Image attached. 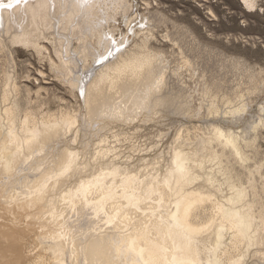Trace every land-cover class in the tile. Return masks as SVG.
<instances>
[{
	"label": "bare ground",
	"instance_id": "obj_1",
	"mask_svg": "<svg viewBox=\"0 0 264 264\" xmlns=\"http://www.w3.org/2000/svg\"><path fill=\"white\" fill-rule=\"evenodd\" d=\"M243 1L249 8L256 5L255 0ZM9 3L13 7L8 8ZM132 6L129 0H20L19 4L16 0H0V52L10 53L8 59L14 67L0 68L6 81H0V167L4 163V173L15 175L13 167L22 154L20 147L26 146L33 154L41 152L52 136L62 129L70 131L79 119L78 111L70 107L40 112L37 107L21 104L22 87L15 81L17 75L14 77L13 45L32 49L41 61H48L55 76L62 77L74 94L76 88L79 90L83 82L89 81L86 75L82 79L75 77L77 59H84L87 69L97 70L90 77V85L85 84L82 90L95 116L106 107L102 117L107 125L120 119L125 111L123 105L131 109L148 106L151 99L137 95L138 87L127 88L119 103L116 101L120 95L105 92L126 73L132 80L147 68L153 71L162 64V71L166 63L162 51L149 46L148 35L128 49L123 46L129 35L116 40L119 16L128 15ZM183 59L186 67L196 68L191 59ZM202 72L200 87L206 99L211 92ZM159 76L161 81L148 88V94L162 90L163 72ZM230 99L227 97L226 101L230 103ZM25 100L29 103L31 98ZM170 101L171 97L163 95L158 104L164 107ZM210 103V114L219 113V105L211 100ZM247 105L241 103L228 112L232 117L242 116ZM183 107L189 116L200 113L189 101ZM88 114L87 120L94 117ZM260 123H264L262 117L252 129L259 128ZM199 129L193 132L197 137L193 143L188 140L190 136L185 137L190 135L189 128L185 135L178 132V143L172 147L165 165L148 172L112 158L107 159L100 174L83 177L93 160L100 161L116 151L104 138L98 157L94 155L90 161L82 158L83 152L75 153L69 147L61 172L53 165L45 175L40 171L34 174V170L33 175L30 171L11 175L12 180L16 178L12 187L7 191L12 181L6 180L1 188V196L10 199L7 206L0 208V264H247L254 244H264L263 207L260 205L261 211H256L260 185L252 174L259 170H251L248 165V147H255L258 135L247 138L237 129L215 123ZM183 136L188 142L181 140ZM261 174L260 188L264 193V171ZM245 175H249L247 185L243 181ZM72 176L76 177L77 187L70 185L59 197L55 195L56 187L61 182H71ZM29 178L35 180V185L19 191L21 181ZM225 189L229 191L225 193ZM58 200L65 207L57 212ZM39 206L47 208L48 213L35 212L33 207ZM22 213L25 219L15 221ZM143 223L146 225L135 231ZM78 239H82L79 244ZM253 264L261 263L254 260Z\"/></svg>",
	"mask_w": 264,
	"mask_h": 264
},
{
	"label": "rangeland",
	"instance_id": "obj_2",
	"mask_svg": "<svg viewBox=\"0 0 264 264\" xmlns=\"http://www.w3.org/2000/svg\"><path fill=\"white\" fill-rule=\"evenodd\" d=\"M255 1L256 5L249 8L245 7L243 0H129L133 6L128 15L119 16V23H116L118 25L117 31H115L116 40H121L124 36L129 35V41L123 46L128 49L136 43L135 41H139L144 35H148L150 39L149 46L157 51H162L166 63L162 71V64L158 65L153 71L147 68L145 71L143 70L145 73L142 72L140 75L134 76L131 78L132 80L129 79L131 75L126 73L118 79L113 88H105L108 95L121 96L116 103H119V99L127 94L125 92L127 88L131 90L133 87H138L137 95L145 99H148V97L151 99L148 106L142 107L145 110L135 107L131 109L123 105L125 111L120 119L109 125L105 123L102 117L105 115L106 107L95 116L92 113L94 109L89 107L84 95L80 94V90L86 87L85 84L90 85L91 75L98 72L92 70L91 67L87 69L88 66L85 64L84 59H77L79 65L75 77H81L80 79H82L83 75H86L89 83L83 82L84 86L81 84L79 90L75 89L74 94L69 86L64 83L62 77L60 80L55 76L48 61H41L32 49H26L20 44L13 45L16 67L14 77L17 75L15 81L18 80L17 82L22 87L19 91L21 104L24 106L30 105L35 109L37 107L40 112H47L48 110L58 112L70 107V109L73 108L79 113L78 123L74 128L70 131L59 130L58 135L52 136L53 138L48 141L41 152H35L34 155L28 151L26 146L20 147L22 154L15 161L13 167L15 175H21L22 172L27 173L29 171L32 175L38 171L45 175V172L50 171L49 168H52L53 165L56 167H54L55 169H59L57 172H61L65 167L66 155L68 156L70 149L75 153L80 150L81 153L83 152L82 158L85 161H90L93 157H98V148L104 138H106L105 141L109 146L115 147L114 150L116 151L112 152L115 154L111 153L107 158L97 160L99 161L98 165L97 161L93 160L92 166L83 171L85 172L82 173L83 177L92 178L93 174H100L102 168L112 158L120 164L122 162V164L127 163L138 171L148 172L155 166L165 165L169 154L173 150L172 147L178 143L175 139L178 132L183 131L185 135L187 132L185 130L189 128L190 135L185 137L190 136L188 140L189 142L193 140L191 142L193 143L197 138L193 132L197 130L199 132V128L206 129V126L210 123H215L234 131L237 129L247 138L254 137L255 134L258 135L254 144L255 147L253 145L248 147L251 157L248 165L252 168L251 170H259L254 171L252 174L261 187V170L264 171V166L261 168V163L264 164V123H260L259 128L255 130L252 127L258 124L259 117L264 120V111H261L264 107V11L257 10V8L264 9V3H261V0ZM137 32L138 34H136ZM49 49L52 48L49 47ZM8 53L7 51L0 52V68L14 69L11 66L12 63L9 62L10 53ZM183 57L191 59L196 68L186 67ZM194 69H197L196 72ZM84 72L85 74H83ZM162 72L164 76L162 90L148 94V88L157 85V82L161 81L159 75ZM201 72L206 76L205 80L211 92V97L208 96L206 99L203 96V89L200 87L204 80L200 75ZM28 73L31 75L29 79L26 77ZM3 74H0L2 84L6 83L3 80ZM113 80L115 81V77H113ZM40 87L44 88L40 89ZM163 95L171 97L170 103L164 107L158 104ZM227 97L228 99L231 98L230 103L226 101ZM26 98H31V101L28 103L25 100ZM210 100L219 105V113L210 114ZM185 101H189L200 113L192 116L187 115L183 107ZM241 103H248L246 111L242 116L232 117L228 111ZM87 114L89 117L90 115H94V117L91 116L87 120ZM106 115L109 114L106 113ZM181 140L188 142L184 136ZM102 145L104 146L103 143ZM28 158L30 159L27 165H23ZM107 159L109 160L107 161ZM51 162L55 163L52 164ZM45 163L46 166L43 165ZM234 163L232 161V165ZM3 166L4 163L0 167V208L9 204L7 200L10 197L1 196L6 180L12 181L8 184L7 191L8 187L13 185L16 180V178L13 180L10 178L11 175L15 176L12 172L11 174L4 173ZM243 171L246 173L245 169ZM245 176L243 181L247 182V185L249 175ZM34 177L36 176L30 178L34 179ZM30 178L21 181V184L18 185V187L20 186L19 191L22 188L35 185V180L32 181ZM72 178L70 179L72 180ZM73 180L71 182L70 180L61 182L55 189V195L58 194L59 197L62 194L61 192L70 185L76 188V177ZM50 187L51 185L46 187V191ZM260 187L258 189L256 211L260 205V208L263 207L264 210V193ZM227 191L229 190L225 189V193ZM4 202H6V205ZM55 204L56 209H58L57 212L61 210L59 208L65 207V203L59 200ZM33 209L35 212L48 213V209L42 206H39V208L33 207ZM259 210L261 211V209ZM11 214L13 215V213ZM25 216L22 213V215L15 218V221H22ZM38 216L41 217L42 215ZM49 219H46L47 224H49ZM27 223L29 224V222ZM143 225H146V223L141 226L138 225L139 227H136L135 231L141 229ZM81 240L78 239L77 243L79 244ZM255 251L256 254H254ZM250 254L253 256L248 257L247 264H253L254 260H257V263L259 261L264 264L263 243L254 244L250 249Z\"/></svg>",
	"mask_w": 264,
	"mask_h": 264
},
{
	"label": "snow or ice",
	"instance_id": "obj_3",
	"mask_svg": "<svg viewBox=\"0 0 264 264\" xmlns=\"http://www.w3.org/2000/svg\"><path fill=\"white\" fill-rule=\"evenodd\" d=\"M16 3L19 4L20 0H16ZM261 3H264V0H261ZM7 7L11 8V7H13V5L9 3V4H7ZM245 7H248L247 3H245ZM257 10L264 11V9H261V8H257ZM121 43H122V41H121ZM108 55L110 56L111 52H109ZM105 59H107V57H105ZM97 62L99 63V61H97ZM80 94L83 95V90L82 89H81V93Z\"/></svg>",
	"mask_w": 264,
	"mask_h": 264
}]
</instances>
